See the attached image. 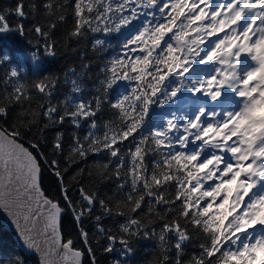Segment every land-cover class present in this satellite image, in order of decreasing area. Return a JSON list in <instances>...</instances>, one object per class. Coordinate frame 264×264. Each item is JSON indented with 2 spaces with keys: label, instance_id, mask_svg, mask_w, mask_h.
<instances>
[{
  "label": "snow or ice",
  "instance_id": "obj_1",
  "mask_svg": "<svg viewBox=\"0 0 264 264\" xmlns=\"http://www.w3.org/2000/svg\"><path fill=\"white\" fill-rule=\"evenodd\" d=\"M29 32L35 78L0 55V208L17 228L21 217L43 220L51 243L41 264H53V246L62 264H101L98 250L108 264H134L141 240L155 243L148 264H264V0L0 9V35ZM89 38L96 60L81 53L79 68L43 75L38 50L55 58ZM188 94L187 111L149 126L154 106ZM45 168L59 199L42 189ZM65 213L75 227L67 239ZM34 228L21 234L40 253Z\"/></svg>",
  "mask_w": 264,
  "mask_h": 264
},
{
  "label": "trees",
  "instance_id": "obj_2",
  "mask_svg": "<svg viewBox=\"0 0 264 264\" xmlns=\"http://www.w3.org/2000/svg\"><path fill=\"white\" fill-rule=\"evenodd\" d=\"M27 2V0H25ZM16 3V0H0V9L8 8ZM30 21L26 22V26H30ZM63 29L57 33V35H61L63 33ZM97 36L101 39H107L109 43L116 44V40L111 37H105L103 34H97ZM34 36L32 33H26L25 35H20L17 33H10L0 35V55L7 54L13 58V61H20V68L23 73H26L27 76L31 78H35L34 69L36 65L31 62V53L35 51V45L30 41L34 40ZM123 39V38H122ZM93 39L89 38L86 42V45L82 44L80 46V50L76 53L69 51H64L62 49L59 50V54L57 57H46L43 55L42 49L38 50V55H40L39 64L46 69L43 75L56 74L61 75L67 71L69 66H75L79 68L80 65V55L83 53L85 55L86 60H96L97 55L92 51V43ZM71 47H77L75 41L71 42ZM115 50H110L109 54H114ZM21 57H24V60H21ZM195 71V69H194ZM199 78H205L201 75ZM90 86V82H89ZM127 87V82L121 81L120 84L114 89L111 93V99L115 102V99L119 96V93L123 91ZM68 88L65 86L61 89V93L59 98H62V94L67 92ZM195 99V97H191L188 95H179L176 102L173 104L165 105L164 108H160L158 106H154L153 110L150 111L149 117L147 118V122H149V126H155L158 123L162 124L164 120L170 116L171 112H177L179 115V110L183 107L186 102H190ZM187 103V104H188ZM67 133L70 134L72 129L70 126H66L64 129ZM27 146V145H26ZM46 151L49 149H45ZM42 189L45 191L49 198L59 199L60 193L58 190V186L47 168L42 173ZM78 195V194H77ZM63 203V201H61ZM63 227L62 233L65 238H69L75 235V227L73 226V222L70 214L65 213L63 218ZM106 226L111 227L112 224L109 221L104 222ZM90 227V225H89ZM81 245L77 244V247ZM136 247V255L134 257V264H148L149 261L152 260L154 255L155 243L151 240H141L138 241L135 245ZM97 256L101 262V264H108V260L110 258L109 255H105L102 251H97ZM0 264H39L38 258L32 255H28L23 252L20 247L17 245L14 240L12 234L4 227L0 220Z\"/></svg>",
  "mask_w": 264,
  "mask_h": 264
},
{
  "label": "water",
  "instance_id": "obj_3",
  "mask_svg": "<svg viewBox=\"0 0 264 264\" xmlns=\"http://www.w3.org/2000/svg\"><path fill=\"white\" fill-rule=\"evenodd\" d=\"M0 174H2V170H0ZM26 209H22L21 211H25ZM13 213H15L16 209H12ZM0 220L1 223L4 225V227L12 234L14 240L16 241L17 245L20 247V249L25 252L28 255H32L38 258L39 264H41L42 254L47 252L48 246L51 243V240H48V243L46 244L44 241L46 237L42 233V227H43V220L40 221H31L29 223H25L22 219V217L19 219L20 227L17 228L16 226V220L17 217L15 215H9L8 211L0 208ZM35 225V228L33 231H31V235L35 239V243L41 248V252H35L34 250L29 249L24 240V236L21 233H25L26 229H29L32 227V225ZM53 264H62L60 256L56 255V249L55 246H53V254L50 257Z\"/></svg>",
  "mask_w": 264,
  "mask_h": 264
},
{
  "label": "rangeland",
  "instance_id": "obj_4",
  "mask_svg": "<svg viewBox=\"0 0 264 264\" xmlns=\"http://www.w3.org/2000/svg\"><path fill=\"white\" fill-rule=\"evenodd\" d=\"M198 67H199L200 69H203V68H204L203 65H198ZM195 99H196V98H195ZM195 99H193V100H191V101H195ZM205 99H206V98H205ZM187 103H188V102H186V103L183 105V107L179 110V114H182L183 111H187V108H186Z\"/></svg>",
  "mask_w": 264,
  "mask_h": 264
}]
</instances>
